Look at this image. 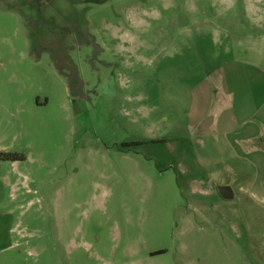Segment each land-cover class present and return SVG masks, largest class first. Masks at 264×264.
I'll return each instance as SVG.
<instances>
[{
    "label": "rangeland",
    "instance_id": "374dc122",
    "mask_svg": "<svg viewBox=\"0 0 264 264\" xmlns=\"http://www.w3.org/2000/svg\"><path fill=\"white\" fill-rule=\"evenodd\" d=\"M29 1L0 0V264H264V131L203 133L264 101V0Z\"/></svg>",
    "mask_w": 264,
    "mask_h": 264
},
{
    "label": "crops",
    "instance_id": "0c3cea01",
    "mask_svg": "<svg viewBox=\"0 0 264 264\" xmlns=\"http://www.w3.org/2000/svg\"><path fill=\"white\" fill-rule=\"evenodd\" d=\"M257 54L259 55V53ZM251 99L255 100L253 103L254 106L247 112L246 107H248V103L252 101ZM248 100L249 102L246 103ZM216 107L218 108V112L209 117L207 128L203 131L205 137H208L211 142H214L212 143L213 146L216 147L219 142L226 147H241L242 144L245 149L242 151L243 154L255 155L259 153L262 147H255L254 141H256L264 131V101L258 102L255 98H249L245 99V102H235L229 97L223 99L221 96ZM244 113H246V115H243ZM197 134L201 135V138L204 137L203 134ZM215 136H218V139H216ZM221 138L222 140H220ZM202 142L203 140L201 139V143ZM258 142L264 143L261 139L258 140ZM196 144L199 146L200 142ZM247 145H252V147H248ZM245 180L246 179H244V181ZM234 185H236V181L233 185H229L228 180H226V178L224 180L223 176L216 184L219 189L220 187H228L230 189L231 196L227 198L223 197L218 190L219 195L225 200H235L237 198V193L243 190L240 186L239 190L235 191L233 188Z\"/></svg>",
    "mask_w": 264,
    "mask_h": 264
},
{
    "label": "trees",
    "instance_id": "16d2710c",
    "mask_svg": "<svg viewBox=\"0 0 264 264\" xmlns=\"http://www.w3.org/2000/svg\"><path fill=\"white\" fill-rule=\"evenodd\" d=\"M49 2H50V0H32V1L27 2L30 7H32L33 9H36L35 15L34 16L29 15V17L27 16V18L28 19L30 18L29 20H31L32 23H34L35 25H36V23L37 24H39V23H43V24L50 23L51 21L47 20L46 17L44 16L45 15L44 12L46 11V7H47V4H49ZM72 26H73L72 22H70V24H67L66 27L64 26L62 33H64V35H66L65 33L70 32L71 31L70 27H72ZM92 41L90 39H85L83 42H81V44H89V43L91 44ZM0 156L8 159V158H10L11 155L0 154ZM11 158L15 159L16 157L13 156Z\"/></svg>",
    "mask_w": 264,
    "mask_h": 264
},
{
    "label": "water",
    "instance_id": "95a60500",
    "mask_svg": "<svg viewBox=\"0 0 264 264\" xmlns=\"http://www.w3.org/2000/svg\"><path fill=\"white\" fill-rule=\"evenodd\" d=\"M219 191L221 195L225 198L231 196V191L228 187H220Z\"/></svg>",
    "mask_w": 264,
    "mask_h": 264
}]
</instances>
